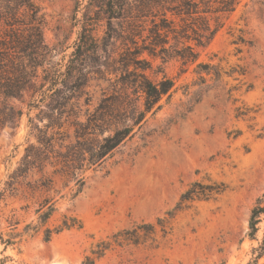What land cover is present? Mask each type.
I'll use <instances>...</instances> for the list:
<instances>
[{"label":"rangeland","instance_id":"rangeland-1","mask_svg":"<svg viewBox=\"0 0 264 264\" xmlns=\"http://www.w3.org/2000/svg\"><path fill=\"white\" fill-rule=\"evenodd\" d=\"M34 2L50 56L33 88L0 96V118L14 114L0 121V264H82L101 242L106 249L93 264H264V214L253 236L248 227L264 194V0H237L229 12L211 2V11L185 21L166 11L184 33L169 34L165 47L171 53L189 45L196 61L143 52L126 69L120 54L134 50L132 41L142 45L151 25L150 17H139L142 1L118 15L100 0ZM83 26L95 40L79 58L73 53ZM140 66H149L143 72L153 82L171 78V95L98 164L73 177L59 153L96 146L143 109L140 91L124 83ZM54 69L64 73L60 97H70L58 99L63 110L49 108ZM52 133L53 149L39 141ZM36 154L42 163L26 164ZM194 182L225 189L180 202ZM47 202L54 210L40 224ZM73 218L75 226L44 240L45 228Z\"/></svg>","mask_w":264,"mask_h":264},{"label":"trees","instance_id":"trees-1","mask_svg":"<svg viewBox=\"0 0 264 264\" xmlns=\"http://www.w3.org/2000/svg\"><path fill=\"white\" fill-rule=\"evenodd\" d=\"M98 1V0H97ZM105 2L108 6L110 14H121L125 10V6H129V2L135 4L136 1H142L145 6L144 9H139L141 13L139 17H150L151 25L149 26L148 33L143 37L142 45H138L137 41H132L134 50L126 48L125 51L120 54V63L123 67L130 65L133 61V57L136 54L147 52L153 57H160L162 60L170 57H180L185 62L194 63L197 59V54L193 51L189 45H184L182 48L173 49V52H169V49L165 47L168 43V35L172 36L183 35L184 31L180 32L183 28L177 29L174 21L168 20L165 16V12L169 11L175 17H178L179 21H185L193 15L198 13H207L210 10V3H216L215 11L217 12H229L232 11L237 3V0H100ZM102 4V3H101ZM155 9L156 11H153ZM161 10V13H159ZM143 12L145 14H143ZM156 12V13H155ZM43 20L38 15V8L34 0H0V96L3 97H16L22 91L33 88L35 86V80L37 78V68L43 67V63H48V57L50 56V48L45 44L42 37ZM187 38V37H186ZM177 39V38H175ZM190 38L188 37V40ZM91 30L87 26H83L79 32L76 48L73 55H77L79 58L89 50L87 45L90 42L94 43ZM146 43V44H145ZM197 43L198 40H197ZM94 52L97 48H92ZM70 65V64H69ZM68 65V67H69ZM67 67V70L74 68ZM198 66V64H197ZM149 66H140L141 72L133 71L132 75L126 78L124 83L130 84L140 91L142 94V106L143 109L134 119L131 125H125L116 128L112 134L103 137L102 141L94 147H84L79 145L76 149H69L67 153H59L57 157L61 163L62 169L69 171V173L76 177L79 172L85 170L84 167L90 168L95 166L102 160L108 153H110L115 147H117L122 141L133 134L134 128L139 127L141 122L145 119L146 114H153L161 106L160 101L163 97H169L171 95L174 83L171 78L163 76L159 81H151L143 72ZM49 68L43 69V80L46 81ZM79 74L82 73V69L78 68ZM136 69V68H135ZM127 71V70H125ZM53 77H51L50 87L52 90V96H50L49 108L51 110L65 109L64 104L58 102V99H69V96H61L63 89L59 88L64 80L59 69L53 70ZM132 72V71H129ZM83 76H85L83 74ZM47 81V82H48ZM82 86V84H81ZM81 86H75L76 89H80ZM67 91H72V88H68ZM75 92V90L73 91ZM12 116H3L0 118L2 122L5 119H13ZM55 121V120H54ZM56 125L55 122H51L50 126ZM59 127V126H58ZM57 133V132H56ZM76 144L80 142L81 135H75ZM52 133L49 137L44 136L39 138L40 143L48 144L51 149L54 148V142L58 141ZM64 140V139H60ZM58 146L61 147L62 143L58 142ZM71 145H68L67 148ZM29 154L23 157V160ZM43 157L36 154L32 157V160L26 164L42 163ZM86 168V169H87ZM80 181L82 184L81 178ZM225 186L223 183L219 184H202L201 182H194L188 189H186L180 196L181 201H187L193 198L207 199L213 194H219L224 191ZM54 210L53 203L47 202L38 212V220L40 224H45ZM261 214H264V194L257 198L253 208L251 209L249 216V235L253 236L257 230V223ZM77 220L73 218L70 222L65 219L62 224L58 225L54 230L45 228L44 240H50L53 233L57 234L64 229H69L77 224ZM151 227V226H147ZM30 226L26 225L25 229H29ZM104 242L99 243L101 246L98 252L95 253V257L91 258L87 256L82 264H93L94 259L101 256V253L106 246H102ZM259 253L256 258L260 257ZM250 264V263H248Z\"/></svg>","mask_w":264,"mask_h":264}]
</instances>
